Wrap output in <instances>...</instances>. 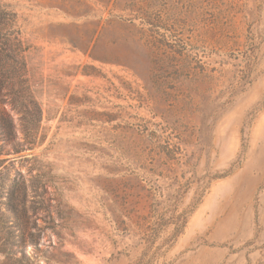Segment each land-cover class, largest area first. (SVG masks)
I'll use <instances>...</instances> for the list:
<instances>
[{"label":"rangeland","instance_id":"374dc122","mask_svg":"<svg viewBox=\"0 0 264 264\" xmlns=\"http://www.w3.org/2000/svg\"><path fill=\"white\" fill-rule=\"evenodd\" d=\"M103 1L0 0V264H264V0Z\"/></svg>","mask_w":264,"mask_h":264},{"label":"trees","instance_id":"16d2710c","mask_svg":"<svg viewBox=\"0 0 264 264\" xmlns=\"http://www.w3.org/2000/svg\"><path fill=\"white\" fill-rule=\"evenodd\" d=\"M110 2H111V0H104L102 3L109 4ZM119 2H120L119 0H115L114 7H116V5H118ZM129 9H130V11H133L132 8H129ZM123 10H128V8L125 7ZM134 17H135V19L138 18L137 16H134ZM151 19H152L151 17H148L147 20H145L143 22V25L144 26L158 27L159 25H155V21H157V20H151ZM152 21H153V23H152ZM122 22H130V23H132V22H134V19L132 18V19H129V20H124L122 17H119V23H122ZM152 27H150V28H152ZM5 29H6L5 26H0V40L7 41V39H9V36L11 34L8 32V30H5ZM2 46H4V45L2 43H0V50L1 51L3 49V48H1ZM4 54H5V52L2 53V55H4ZM4 57L9 58L8 55H6ZM9 59L12 60L11 57ZM9 68H10V66L7 68V70H6L7 73H5V74H8ZM1 87L2 86L0 84V89H1ZM30 104H31V106H33L34 112L36 111L39 114V109L37 108L35 103L30 102ZM0 117H1L0 128L2 129V131L0 133H1V135L6 136L10 140V139L13 138V130H12L11 121H10V119L8 117L3 118L2 115ZM34 117H36V116H34ZM182 228H183V225L180 228H178V231L175 230L176 232L174 234L175 235L174 237H177L180 234Z\"/></svg>","mask_w":264,"mask_h":264}]
</instances>
